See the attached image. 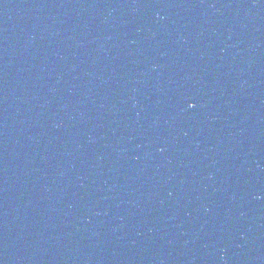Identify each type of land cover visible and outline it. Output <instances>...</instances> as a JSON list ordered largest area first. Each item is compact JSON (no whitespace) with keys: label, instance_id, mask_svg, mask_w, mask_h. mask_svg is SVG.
<instances>
[{"label":"water","instance_id":"1","mask_svg":"<svg viewBox=\"0 0 264 264\" xmlns=\"http://www.w3.org/2000/svg\"><path fill=\"white\" fill-rule=\"evenodd\" d=\"M0 264H151L30 0H0Z\"/></svg>","mask_w":264,"mask_h":264},{"label":"snow or ice","instance_id":"2","mask_svg":"<svg viewBox=\"0 0 264 264\" xmlns=\"http://www.w3.org/2000/svg\"><path fill=\"white\" fill-rule=\"evenodd\" d=\"M189 107H191V105Z\"/></svg>","mask_w":264,"mask_h":264}]
</instances>
